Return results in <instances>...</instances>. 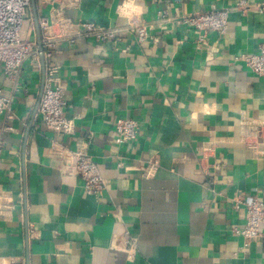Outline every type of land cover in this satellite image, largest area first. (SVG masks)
<instances>
[{"label":"crops","instance_id":"crops-1","mask_svg":"<svg viewBox=\"0 0 264 264\" xmlns=\"http://www.w3.org/2000/svg\"><path fill=\"white\" fill-rule=\"evenodd\" d=\"M73 2L64 15L116 30L115 39L56 44L64 114L74 133L39 125L44 73L26 61L0 117V258L3 264H264V244L247 249L237 198L264 202V137L247 147L242 116L264 119V79L243 55L264 46V0H55ZM252 8L242 12L235 5ZM37 19L51 0H34ZM215 7L231 11L225 35L196 34L174 19ZM146 26L139 44L131 25ZM22 38L37 42L30 9ZM134 119L137 138L114 143V125ZM91 136V137H90ZM83 149L106 191L88 196L71 160ZM158 167L148 173V163ZM132 248L128 250V243Z\"/></svg>","mask_w":264,"mask_h":264},{"label":"built area","instance_id":"built-area-1","mask_svg":"<svg viewBox=\"0 0 264 264\" xmlns=\"http://www.w3.org/2000/svg\"><path fill=\"white\" fill-rule=\"evenodd\" d=\"M51 1L56 2L58 7H52L48 16L38 18L44 82L36 115L39 125L47 131L72 135L75 130L74 123L64 114L63 87L57 77L59 67L56 60V44L63 39L73 42L89 37L98 42H105L115 39L117 31L94 22L73 21L64 15V11L74 5L72 1ZM250 8L252 6L245 1L238 2L234 7L242 12ZM254 8L264 11V2ZM29 9L30 0H0V71L14 89L22 83V66L26 61H32L35 68L41 69L37 42L22 38ZM230 13L228 9L212 7L207 12L184 15L174 19V22L177 26L185 27L196 34V46L199 51L209 52L207 36L212 33L225 35ZM129 32L139 44L149 38L146 26L141 24L131 25ZM235 60L242 61L251 73L264 79V46H259L255 53L240 56ZM11 103L12 99L5 96L0 89V117L11 118ZM137 131L138 124L134 119H118L114 125V143L119 146L133 143L137 138ZM239 133L240 141L247 147H252L255 141L264 137V119L242 116ZM71 160L82 180L84 193L99 198L106 191V181L101 177L92 157L79 148L71 153ZM147 167L148 173L154 172L158 167L157 161L152 159ZM240 206H243L246 212L245 225L241 230H235V233L241 237L243 249H247L255 239H261L264 244V202L256 198L245 202L239 197L235 201V207ZM128 248H132V241H129ZM0 264H3L1 258Z\"/></svg>","mask_w":264,"mask_h":264},{"label":"water","instance_id":"water-1","mask_svg":"<svg viewBox=\"0 0 264 264\" xmlns=\"http://www.w3.org/2000/svg\"><path fill=\"white\" fill-rule=\"evenodd\" d=\"M30 3H31V9H32V13H33L34 23H35L38 52H39V55H40V62H41L42 68H43V54H42V48H41V45H40V32H39V27H38V19H37V15H36V11H35L34 0H30Z\"/></svg>","mask_w":264,"mask_h":264}]
</instances>
